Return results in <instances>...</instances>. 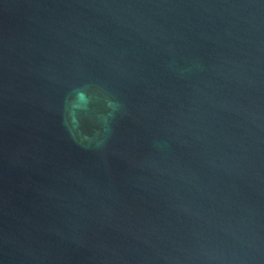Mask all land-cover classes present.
<instances>
[{
    "label": "water",
    "instance_id": "1",
    "mask_svg": "<svg viewBox=\"0 0 264 264\" xmlns=\"http://www.w3.org/2000/svg\"><path fill=\"white\" fill-rule=\"evenodd\" d=\"M0 264H264V0H0Z\"/></svg>",
    "mask_w": 264,
    "mask_h": 264
},
{
    "label": "clouds",
    "instance_id": "2",
    "mask_svg": "<svg viewBox=\"0 0 264 264\" xmlns=\"http://www.w3.org/2000/svg\"><path fill=\"white\" fill-rule=\"evenodd\" d=\"M169 67L170 70L176 71L172 66ZM184 71L180 70V74L182 75ZM88 88L89 85H84L73 89L74 97L65 102L62 122L70 138L79 146L86 149L92 148L103 154L107 147V139L112 134V123L116 114H126V110L120 101L111 98L110 95H105V107L108 112L92 118L89 115V104L92 98L87 91ZM157 147L160 146L157 145ZM182 210L188 211L186 207H182ZM203 255L207 260L216 259L210 252H204Z\"/></svg>",
    "mask_w": 264,
    "mask_h": 264
}]
</instances>
